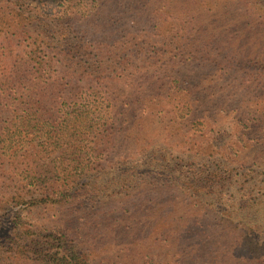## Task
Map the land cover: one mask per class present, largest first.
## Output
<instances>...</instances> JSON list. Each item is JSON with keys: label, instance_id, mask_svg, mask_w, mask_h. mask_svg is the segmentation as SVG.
<instances>
[{"label": "trees", "instance_id": "1", "mask_svg": "<svg viewBox=\"0 0 264 264\" xmlns=\"http://www.w3.org/2000/svg\"><path fill=\"white\" fill-rule=\"evenodd\" d=\"M83 2L0 0V264H264V10Z\"/></svg>", "mask_w": 264, "mask_h": 264}, {"label": "rangeland", "instance_id": "2", "mask_svg": "<svg viewBox=\"0 0 264 264\" xmlns=\"http://www.w3.org/2000/svg\"><path fill=\"white\" fill-rule=\"evenodd\" d=\"M90 0H84L83 2V5L85 8H80V9H84V10H88L90 9L92 6H94V4H91L89 5L88 2ZM238 2V4L242 5V6H247V7H251V8H254V9H262L264 10V0H235ZM53 29L56 31V30H59L60 27H58L57 25H53L52 26ZM216 137H221L220 135L217 136L216 134ZM222 138V137H221ZM172 146L171 144H168V150L169 152L172 153L171 156H181L183 157V154L186 152L185 150L179 148V146L177 145H174L173 149H170L169 147ZM155 153L154 155H159V156H162L163 160L165 158L168 159V155L167 153H165L164 151H156L154 152L153 150L150 151V154H153ZM59 154V153H58ZM192 157V156H191ZM193 158V157H192ZM166 162V161H165ZM174 165L178 166L179 169H182L183 173L186 174V175H190V169L188 167L185 166V163L181 162V161H174ZM5 181V177L0 174V183H3ZM138 187V186H137ZM144 188H150V189H157V187L155 186H149V184H147L146 186H143ZM139 189V188H138ZM187 259V263L189 264H203L204 262H200V260L198 259H194L192 256L188 255L187 257H185Z\"/></svg>", "mask_w": 264, "mask_h": 264}]
</instances>
